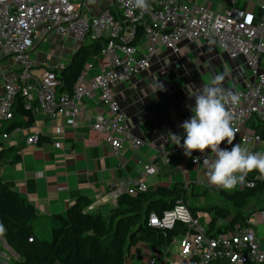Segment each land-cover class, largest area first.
I'll use <instances>...</instances> for the list:
<instances>
[{"label":"built area","instance_id":"built-area-1","mask_svg":"<svg viewBox=\"0 0 264 264\" xmlns=\"http://www.w3.org/2000/svg\"><path fill=\"white\" fill-rule=\"evenodd\" d=\"M87 1L0 0V52L13 59V73L5 79L0 93V150L16 135L29 145L38 141V133L29 132L26 128L18 127L11 132L3 130V126L13 118L17 93L25 97V108H31L34 102L35 109L50 119L66 115L73 117L82 109L83 100L96 99L105 107V112L93 121V133L100 136L115 155L126 146L138 149L144 144L143 140L127 125L115 87L126 78L144 71L161 49L168 48L177 53L180 44L204 39L215 42L227 57L234 59L240 56L245 60L250 78L240 88H226L240 96L238 104L227 105L237 129L235 136L241 137L240 141L234 139L233 143L243 144L247 140L249 143L243 146L251 152H264V138L252 127L253 124H264V68L260 64V57L264 56V18L257 24L249 23L236 0L229 1L224 13L215 12L206 3L148 0L150 8L143 15L127 0H96L107 1L110 6L90 14L86 13ZM257 1L264 13V0ZM140 28L141 33L138 34ZM50 34L67 38L78 47L98 39L104 42L100 51L102 68L89 76L92 65L87 63L70 93H59L61 81L58 74L54 69L46 68L44 63L37 65L32 57L33 49ZM86 38L90 40L87 42ZM37 69L41 72L36 73ZM247 124H250V129L246 128ZM15 143V138L13 143L9 142L11 145ZM220 147L230 150L232 145L225 141ZM179 150L184 151L182 147L173 146L159 152L169 161L171 154ZM194 157H198L197 161ZM205 159L211 162L215 154L211 150L205 153L194 151L191 157L192 164L204 175L201 184H205L207 179ZM136 169L140 175L148 176L156 173L157 166L138 163ZM258 185H262V193L264 179L253 171L235 189ZM146 189L147 183L139 181L124 190L117 186L109 193L116 200L124 191L134 194ZM255 212L256 221L264 223V204ZM176 222L186 226V232L179 234L177 242L178 255L185 264H214L216 261L264 264V248L260 246L253 228L256 223L247 222L244 226L209 236L205 233V226L182 199L172 209L162 214L152 211L147 217V224L157 229H171ZM154 263L155 259L151 258L150 264Z\"/></svg>","mask_w":264,"mask_h":264},{"label":"crops","instance_id":"crops-1","mask_svg":"<svg viewBox=\"0 0 264 264\" xmlns=\"http://www.w3.org/2000/svg\"><path fill=\"white\" fill-rule=\"evenodd\" d=\"M188 1L206 3L215 12L224 13L230 0ZM257 2L236 0L237 6L245 11L246 20L252 24H257L264 18ZM86 4V13L90 14L95 13V9L110 6L107 1L96 0H89ZM57 41H62L63 44L54 53L50 48ZM41 43L46 45L41 50L39 43L33 49V58L38 65L44 63L46 68L57 70L69 62L78 48L67 38H60L56 34H50ZM6 58L9 59L10 56H4L0 52V62ZM92 63L93 67L88 71L91 76L102 68L103 60L98 57ZM12 64L13 59L8 67L0 64V93L5 79L13 73ZM260 64L264 68V56L260 57ZM39 72L40 69H37L36 73ZM217 75L224 77L222 86L225 89L240 88L250 78L245 60L240 56L234 59L227 57L215 42L201 39L195 43L180 44L177 53L163 48L151 58L144 71L126 78L115 87V95L126 115L127 125L134 135L143 140L141 147L133 149L126 146L115 155L111 147L93 133V121L105 112V107L96 99L83 100L82 109L73 117L66 115L50 119L41 111L34 110L33 123L26 129L37 132L40 139L29 145L21 138L20 142L17 140V143L11 145V137L6 146V156L1 162V178L23 193L34 205L38 214L34 220L35 227L44 232L51 223V216L65 212L80 196L84 195L92 201L87 210L98 209L107 213L116 204L109 191L117 186L124 190L139 181L146 182L149 189L159 183L171 186L178 182L186 189V201L190 204V201H196L198 194L214 189L215 186L208 179H205V184H201L200 180L204 175L192 164L191 157L184 155V151L171 154L169 161L159 151L176 146L168 136L169 133L180 136L181 144L183 143L185 134L179 126L194 114L191 111L194 97L191 95L208 85ZM154 81L162 82L166 91L154 92ZM246 128L250 129V124ZM234 139L238 142L241 137L237 135ZM138 163L155 164L157 171L155 174L142 176L136 169ZM256 195L261 197L260 194ZM223 200H210L209 206L229 207V203ZM259 201L255 208L249 209L247 222L260 226L261 232L257 236L264 245V223L256 221L254 214L264 204V199ZM196 213L200 224L206 226L207 216L200 215L198 211ZM178 236L173 238L161 256H132L129 264H150L151 258L155 259L154 264H185L178 255ZM2 240L5 241L3 237ZM7 247L0 251V264H8L18 258L8 245ZM214 264L228 263L216 261Z\"/></svg>","mask_w":264,"mask_h":264},{"label":"trees","instance_id":"trees-1","mask_svg":"<svg viewBox=\"0 0 264 264\" xmlns=\"http://www.w3.org/2000/svg\"><path fill=\"white\" fill-rule=\"evenodd\" d=\"M103 44L98 39L79 46L67 64L59 70L54 69L61 81L59 93L72 91L84 66L90 63L93 67L91 61L101 58ZM24 103L25 97L17 93L13 103V118L3 126L4 131L11 132L15 128L32 125L35 103L29 109L24 107ZM252 127L264 138V124H253ZM7 148L0 150V169ZM214 189L229 203V207L191 206L186 201V189L178 182L171 186L159 183L153 188L147 187L145 191H135L134 194L124 191L107 213L98 209L87 210L92 201L82 195L65 212L51 216L50 236L46 237L34 227V220L38 217L34 205L23 193L3 181L0 174L2 237L18 255L16 260L8 264H129L132 256H161L175 236L186 232V226L176 222L171 229L153 228L147 224L148 214L152 211L162 214L181 199L194 216L199 208L215 212L205 226L206 235L214 236L246 225L249 214L244 209L250 199L261 191L262 185L242 190Z\"/></svg>","mask_w":264,"mask_h":264},{"label":"clouds","instance_id":"clouds-1","mask_svg":"<svg viewBox=\"0 0 264 264\" xmlns=\"http://www.w3.org/2000/svg\"><path fill=\"white\" fill-rule=\"evenodd\" d=\"M127 3L138 9L141 15L150 8L148 0H127ZM223 79V76L217 75L208 85L191 95L194 97V107L191 108L194 114L179 126L185 134L182 145L180 136L174 133H169L168 136L174 145L183 148L186 157H192L194 151L205 153L206 150H211L215 159L211 162L204 160V164L208 165V182L217 188L232 190L244 183L253 171L264 179V152H251L248 147L243 146L249 143L247 140L243 144L233 143L237 129L227 105L238 104L240 96L226 90L222 86ZM153 90L166 91V87L162 82L154 81ZM225 141L232 145L230 150L220 147ZM193 159L197 161L198 157ZM3 231V225L0 224V233Z\"/></svg>","mask_w":264,"mask_h":264},{"label":"rangeland","instance_id":"rangeland-1","mask_svg":"<svg viewBox=\"0 0 264 264\" xmlns=\"http://www.w3.org/2000/svg\"><path fill=\"white\" fill-rule=\"evenodd\" d=\"M95 11L97 12L98 11V9H95ZM90 39L89 38H86L85 39V41H89ZM62 41H57V44L55 45H53L50 49L51 50H54V53L56 52V49H58V46H59V48H61V46H62ZM41 45V46H40ZM40 47L39 48H42L41 50H43V47H44V45H46V43H40ZM72 53V52H71ZM70 53V54H71ZM32 57H33V52H32ZM91 62H94V61H91ZM12 63V58L10 57L9 59H4V60H2L1 62H0V64L1 65H6L7 67L8 66H10V64ZM38 65V64H37ZM39 68H41V67H39ZM248 71H249V73H250V70L248 69ZM88 75L89 76H91L89 73H88ZM46 116V115H45ZM21 135V134H20ZM13 138H15L16 140H18V142H20V137H18L17 135L16 136H13ZM235 189V188H234ZM259 194L261 195V197L260 196H258V195H255V196H253L251 199H250V202H249V204L247 205V207H245V209H244V211H245V213H248L249 212V209L250 208H252V207H254L256 204H259V200H262V199H264V191H263V193H261V192H259ZM197 199H196V201H190V204L189 205H191L192 204V206L194 205V206H209V202H211V201H213V202H217V200H223V197L219 194V192L217 191V190H214V189H212V188H210L209 190H207V191H203L201 194H198L197 195V197H196ZM259 199V200H258ZM211 200V201H210ZM224 202H225V200H223ZM263 203V202H262ZM218 204H219V201H218ZM255 208V207H254ZM198 211V213L200 214V215H206L207 216V220H209L213 215H214V211H209V210H207V209H198L197 210ZM201 218L203 219L202 221H204V217L203 216H201ZM34 227H35V224H34ZM36 228V227H35ZM254 230H255V232H256V235H258V234H260V232H261V228H260V226L259 225H255L254 227ZM38 230V229H37ZM43 235H45L46 237H49L50 236V225H48V227H47V231L46 232H44V231H41V230H39ZM258 237V236H257ZM259 243H260V246L262 247V248H264V245L261 243V241H259ZM8 247H7V245L5 244V241H3L2 240V233H0V251H2V250H4V249H7ZM229 264V263H228Z\"/></svg>","mask_w":264,"mask_h":264}]
</instances>
